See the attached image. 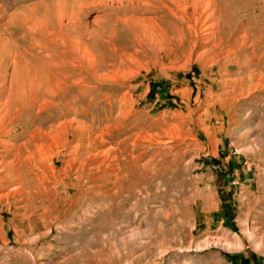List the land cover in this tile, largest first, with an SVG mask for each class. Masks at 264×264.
Segmentation results:
<instances>
[{"label":"rangeland","instance_id":"1","mask_svg":"<svg viewBox=\"0 0 264 264\" xmlns=\"http://www.w3.org/2000/svg\"><path fill=\"white\" fill-rule=\"evenodd\" d=\"M16 1L0 0V264H264V0H73L69 55L30 30L58 31V4ZM60 74L75 85L48 93Z\"/></svg>","mask_w":264,"mask_h":264},{"label":"bare ground","instance_id":"2","mask_svg":"<svg viewBox=\"0 0 264 264\" xmlns=\"http://www.w3.org/2000/svg\"><path fill=\"white\" fill-rule=\"evenodd\" d=\"M5 1V0H4ZM28 1H30V0H23L22 2H20V1H16V4L17 5H21V4H25L26 2H28ZM51 1H53V2H56L58 5L57 6H59V8H58V12L57 13H60V15L58 16V18H59V22H58V25L60 26V29L58 30V27H55V28H57V30L58 31H56V30H54V31H51V30H49L50 28H49V24L47 23V22H43V23H41V22H36V20H35V22H36V24H34L35 26H33V27H31L30 28V30H32V33H33V35L36 37V36H41V38L42 39H44V38H46V37H52L53 38V40L51 41V45H43V46H41V48H43V49H45V50H47V51H49L50 50V52H52L51 50H53V52L55 51V50H58V51H60V49H62L61 51H63L62 52V54H65V55H69L70 53H71V46L70 45H72L73 46V44H72V42H71V38L69 39V34L67 33L69 30H71L72 28H75V27H77V25H79V21H80V14L82 13V10H83V8H84V4H82V5H78L77 3L79 2H76V3H74L73 2V0H51ZM81 1H83V0H81ZM114 1H117L118 3H123V1L124 0H113V3H114ZM132 6L135 4V1L136 0H127ZM44 2V1H43ZM42 2V3H43ZM52 2V3H53ZM7 4H9V3H7ZM6 4V5H7ZM49 4V3H48ZM80 4V3H79ZM51 5V4H50ZM139 5H140V3H139ZM211 5V4H210ZM8 6V5H7ZM47 6V5H46ZM142 6V5H141ZM148 5H146V7H147ZM56 7V6H55ZM54 7V8H55ZM3 8V7H2ZM140 8V7H139ZM52 9V8H51ZM136 9V8H135ZM150 9V8H149ZM154 9V8H153ZM4 10V9H3ZM36 10V9H35ZM39 11V10H38ZM54 11H57L56 9H54ZM23 12V11H22ZM1 13V12H0ZM50 13V12H49ZM54 14V13H53ZM57 15V14H56ZM37 16H39V15H37ZM8 17V16H7ZM17 18V17H16ZM32 18V17H31ZM57 18V17H56ZM13 19V18H12ZM47 19V18H46ZM40 21H42L41 19H40ZM30 22V21H29ZM34 22V23H35ZM31 23V22H30ZM33 23V22H32ZM27 24V23H26ZM56 26V25H55ZM54 28V29H55ZM52 29V28H51ZM64 32L65 33H67V38H64V36H65V34H64ZM71 34V33H70ZM145 35V34H144ZM139 36V35H138ZM149 36V35H148ZM149 38V37H148ZM39 39H40V37H39ZM140 39H141V37H140ZM153 39V38H152ZM46 40V39H45ZM159 40H161V39H159ZM37 41V40H36ZM40 43H41V41H39ZM153 42H154V40H153ZM161 42V41H160ZM38 43V42H37ZM75 43V42H74ZM45 44V43H44ZM155 44V43H154ZM162 44V43H161ZM160 44V45H161ZM40 45V44H39ZM76 45V44H75ZM74 45V46H75ZM79 45V44H78ZM70 46V47H69ZM76 47H77V51H78V53H80V55H81V57H82V60L81 61H78V62H76L77 64H74V60L72 61V60H69V61H72V62H63L62 63V68L64 67H68V69H69V67L71 68V66H73V64L74 65H78V67H80L79 69H82V70H84V68L83 67H85L86 66V70H87V67L89 68V70L90 71H94V66H96L95 65V63L96 62H94L92 59H90V54L88 53V50L86 49V48H83L82 46L80 47H78L77 45H76ZM69 48H70V51H69ZM44 51V50H43ZM58 51H56V52H58ZM52 52V53H53ZM55 52V53H56ZM47 57V56H46ZM86 62V63H85ZM45 64V63H44ZM87 64V65H86ZM54 65V64H53ZM78 67H77V69H78ZM75 68V67H74ZM76 69V70H77ZM88 71V70H87ZM80 73V72H79ZM95 75H96V77H98L97 76V72L96 73H94ZM61 75V74H60ZM81 75V74H80ZM71 76V75H70ZM69 75H61V79H57V81H55V80H53L54 82H52L51 81V84H50V87H47V92L49 93L50 91L52 92V93H54L55 91L56 92H62V91H64L65 89H68V88H71V86H73V85H75V83H74V81L72 82L71 81V77H70ZM82 76H84L85 77V75H82ZM100 78V77H99ZM26 79V78H25ZM40 79V78H39ZM55 79V78H54ZM85 79L86 78H82L81 80H79V82H77L78 83V85H83L84 83H85ZM98 79V78H97ZM14 80V79H13ZM11 81V89H10V92H9V94H8V96L10 97V98H8L7 100H6V102L4 101L3 102V104H2V110H4L5 108H9L10 106H11V103L12 104H14V103H16L17 104V102L18 101H20L21 99L19 98L18 99V97H20V95H21V93H18L19 92V90L17 89V85H16V83H15V81ZM37 80H38V78H37ZM40 82H41V80H39ZM32 84H33V82L35 83V80L33 81V79H32ZM36 82H38V81H36ZM43 83V82H42ZM47 83V82H46ZM34 85V84H33ZM40 85V84H39ZM39 85H34L32 88L30 87V89H29V87H28V89L30 90V91H33V90H35L36 88V86H39ZM85 85V84H84ZM32 86V85H31ZM45 85H43L42 84V88L44 87ZM47 86V85H46ZM46 86H45V89H46ZM40 87V86H39ZM87 87V86H86ZM50 88V89H49ZM40 90H41V88H40ZM48 90H50V91H48ZM42 92H43V90H42ZM30 93V92H29ZM63 93V92H62ZM57 94V93H56ZM25 95V94H24ZM59 95V94H58ZM16 101V102H15ZM14 102V103H13ZM45 102V101H44ZM44 102H42V103H44ZM49 102V101H48ZM50 104H51V102H49ZM46 105V104H45ZM4 119V117L2 116V114H0V125L1 124H3V120ZM3 127V126H2ZM3 130H4V128H3ZM6 133V132H5ZM9 133V132H8ZM4 134V131H0V137L2 136ZM7 184H8V187H11V185L13 186V185H16V180H14L13 178H9L8 180H6L5 181Z\"/></svg>","mask_w":264,"mask_h":264}]
</instances>
